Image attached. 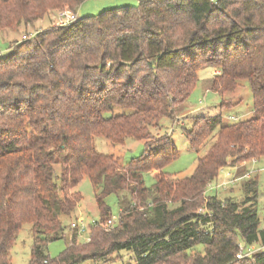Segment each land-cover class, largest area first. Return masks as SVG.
<instances>
[{
    "label": "trees",
    "instance_id": "1",
    "mask_svg": "<svg viewBox=\"0 0 264 264\" xmlns=\"http://www.w3.org/2000/svg\"><path fill=\"white\" fill-rule=\"evenodd\" d=\"M86 1L0 0V33ZM204 68L221 72L212 90L222 108L248 82L252 114L236 122L195 118L184 129L190 147L215 142L193 175L175 178L165 167L178 151L153 130L174 122ZM116 107L130 113L107 116ZM95 137L145 141L146 149L121 164L96 150ZM262 157L264 0H141L41 31L0 57V264H12L25 225L34 238L29 264H85L124 252L129 264H264L257 179L244 181L241 202L206 196L225 168ZM85 178L101 220L88 241L75 236L51 259L48 243L64 236L61 217L79 206L75 188ZM111 194L120 218L108 228ZM239 245L260 249L237 259Z\"/></svg>",
    "mask_w": 264,
    "mask_h": 264
},
{
    "label": "rangeland",
    "instance_id": "2",
    "mask_svg": "<svg viewBox=\"0 0 264 264\" xmlns=\"http://www.w3.org/2000/svg\"><path fill=\"white\" fill-rule=\"evenodd\" d=\"M141 0H87L75 11L79 18L97 16L100 13L124 6H138ZM65 9L70 8L66 7ZM64 10V9H63ZM61 10L50 11L44 18L39 19L30 25H21L17 30H3L0 33V51L3 54L15 45L16 42L24 40V37H33L41 31H47L52 27H57L56 17ZM73 11V10H71ZM221 74L219 69L204 68L198 72V82L187 101L179 112L178 117L173 121L165 119L161 127L153 130L156 137L167 135L174 143L179 156L168 163L165 172L175 178H186L194 174L198 164V159L203 157L210 146L215 142L211 140L199 152L193 150L186 137L184 129L192 126L193 120L200 116H219L222 115L227 122L247 120L250 118L253 109V95L251 88L246 81H242L240 86L233 92L228 93L224 98V107H221L222 97L212 90V86L217 75ZM228 106V108H227ZM231 107V108H229ZM130 113L129 110L116 107L111 115H122ZM94 146L99 153L114 156L121 164H126L134 158H139L146 149L145 141L127 139L124 145H115L105 138L95 137ZM244 164V163H243ZM249 178H256L258 181V215L261 220V227H264V157L259 160L248 162L236 167H227L219 175L218 179L207 187L206 196H216L221 200L234 198L241 202L244 199L242 185ZM146 185L153 186L155 179L149 174L145 177ZM83 199L76 210L71 215L61 217L64 226V236L60 239L50 241L47 246V255L51 259H58L72 240L77 243H84L90 238L91 227L88 224L100 221V212L96 203L93 186L88 178H85L75 188ZM106 203L111 208V217L115 222L119 221L120 209L118 197L111 194L106 198ZM83 221L86 232L77 233L72 224ZM34 238L31 226L25 225L19 233V238L11 252L12 264H29ZM131 255L127 252L121 256L114 254L109 259L98 262H88L85 264H129L133 262Z\"/></svg>",
    "mask_w": 264,
    "mask_h": 264
},
{
    "label": "built area",
    "instance_id": "3",
    "mask_svg": "<svg viewBox=\"0 0 264 264\" xmlns=\"http://www.w3.org/2000/svg\"><path fill=\"white\" fill-rule=\"evenodd\" d=\"M79 19V16L77 13L69 10V9H64L58 12L57 17H56V24L57 26H65V25H69L72 24L74 22H76ZM27 36L24 37V39H26ZM3 56L2 51H0V57ZM115 221L110 218L109 220H107V224L106 226L108 228H112L115 225ZM92 224H95V222H93ZM92 224H88V228L91 227ZM87 226L86 224L79 220L78 222H74L72 224V228L77 229V231L83 233L86 232L87 230ZM89 240V239H88ZM240 249L239 252L237 254V259H242L245 258L248 255L253 254L254 252L258 251L260 248L256 247V246H250L249 248H245L242 245H239Z\"/></svg>",
    "mask_w": 264,
    "mask_h": 264
},
{
    "label": "crops",
    "instance_id": "4",
    "mask_svg": "<svg viewBox=\"0 0 264 264\" xmlns=\"http://www.w3.org/2000/svg\"><path fill=\"white\" fill-rule=\"evenodd\" d=\"M242 165H244V166H245L246 164H242Z\"/></svg>",
    "mask_w": 264,
    "mask_h": 264
}]
</instances>
